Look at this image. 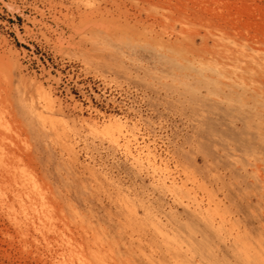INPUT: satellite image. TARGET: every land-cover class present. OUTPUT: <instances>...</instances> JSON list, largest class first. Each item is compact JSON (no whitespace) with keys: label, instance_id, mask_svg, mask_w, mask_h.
<instances>
[{"label":"rangeland","instance_id":"1","mask_svg":"<svg viewBox=\"0 0 264 264\" xmlns=\"http://www.w3.org/2000/svg\"><path fill=\"white\" fill-rule=\"evenodd\" d=\"M0 264H264V0H0Z\"/></svg>","mask_w":264,"mask_h":264},{"label":"bare ground","instance_id":"2","mask_svg":"<svg viewBox=\"0 0 264 264\" xmlns=\"http://www.w3.org/2000/svg\"><path fill=\"white\" fill-rule=\"evenodd\" d=\"M112 122L116 123V126L118 127V130L117 131H114V135L111 136L112 139L116 142L120 141V137L122 136V132H123V129H122V123L120 121H118L117 119H111ZM118 124V125H117ZM96 126H100L96 124ZM110 132H111V128L108 129ZM113 134V132H111Z\"/></svg>","mask_w":264,"mask_h":264}]
</instances>
